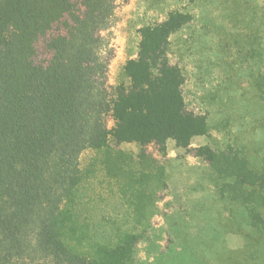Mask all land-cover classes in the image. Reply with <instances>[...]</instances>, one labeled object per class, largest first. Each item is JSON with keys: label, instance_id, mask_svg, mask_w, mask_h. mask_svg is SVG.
<instances>
[{"label": "trees", "instance_id": "trees-1", "mask_svg": "<svg viewBox=\"0 0 264 264\" xmlns=\"http://www.w3.org/2000/svg\"><path fill=\"white\" fill-rule=\"evenodd\" d=\"M118 1L0 0V264H127L138 234L90 247L87 225L74 220L90 175L81 153L109 158L110 143L163 148L167 138L186 146L205 129L168 58L170 34L188 19L179 10L140 28L127 82L108 83L103 32ZM223 164L248 184L236 158Z\"/></svg>", "mask_w": 264, "mask_h": 264}, {"label": "rangeland", "instance_id": "rangeland-1", "mask_svg": "<svg viewBox=\"0 0 264 264\" xmlns=\"http://www.w3.org/2000/svg\"><path fill=\"white\" fill-rule=\"evenodd\" d=\"M173 10L188 19L170 34L168 58L205 129L186 146L167 138L163 148L110 143L109 158L83 151L90 175L74 220L90 247L138 234L127 264H264V0H119L103 32L110 85L127 82L140 28ZM226 156L248 184L222 170Z\"/></svg>", "mask_w": 264, "mask_h": 264}]
</instances>
